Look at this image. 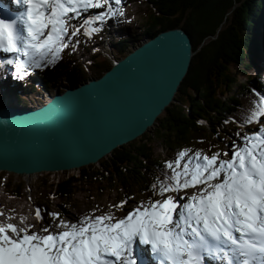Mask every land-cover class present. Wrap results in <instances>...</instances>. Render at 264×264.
Returning a JSON list of instances; mask_svg holds the SVG:
<instances>
[{
  "label": "snow or ice",
  "instance_id": "6c2138e0",
  "mask_svg": "<svg viewBox=\"0 0 264 264\" xmlns=\"http://www.w3.org/2000/svg\"><path fill=\"white\" fill-rule=\"evenodd\" d=\"M21 2V0H18ZM120 5L122 0H114ZM23 19H0V54L15 60L14 79L31 70L54 66L72 44V38L92 37L122 9L110 0H22ZM107 9L71 23L93 9ZM23 57V59H21ZM264 119V95H257L245 124ZM189 150L165 164L169 172L151 186L153 197L141 201L126 215L117 216L127 200L106 213L87 214L77 223L60 221L56 230L38 232L12 223H0V264H138L137 244L145 246L157 264H264V125L233 147L230 159ZM187 157V160L185 158ZM194 191L177 199L175 194ZM181 203L180 201L185 200ZM3 213L0 212V216ZM59 219L58 213L51 214ZM36 219H42L39 209ZM24 225V226H21Z\"/></svg>",
  "mask_w": 264,
  "mask_h": 264
},
{
  "label": "trees",
  "instance_id": "16d2710c",
  "mask_svg": "<svg viewBox=\"0 0 264 264\" xmlns=\"http://www.w3.org/2000/svg\"><path fill=\"white\" fill-rule=\"evenodd\" d=\"M140 1L149 11L142 17L141 34L137 38L152 39L164 31L184 29L195 51L190 71L176 94L175 103L157 119L151 128L153 132L142 136L148 140L141 137L138 143L119 147L107 160L100 161L101 168L83 167L79 176L58 182L61 196L71 199L74 191L84 188L81 184L92 181H107L115 188L127 183L131 185V192L137 190L147 195L152 192L149 190L156 179H163L169 172L165 167L167 160L155 155L153 140L161 141L163 149L180 153L185 146L192 147L197 137L205 141L210 136L215 138L226 122L239 128L253 127L244 120L257 95L264 93V74L254 76L251 72L254 63L264 60V0ZM117 41L109 42L116 59H123L138 43L132 37ZM111 68V61L95 55L85 67L72 61L69 65L60 63L48 69L38 85L30 82V87L17 88L0 81V86H8L3 89L9 91L12 104L15 98L18 105L25 100L31 104L29 93L41 100L42 93L53 96L59 89L63 93L68 87L102 77ZM240 73L248 80L241 86ZM3 103L4 99H0V104ZM171 159L168 162L174 161ZM23 187L18 185L12 194L20 197L25 190Z\"/></svg>",
  "mask_w": 264,
  "mask_h": 264
},
{
  "label": "water",
  "instance_id": "95a60500",
  "mask_svg": "<svg viewBox=\"0 0 264 264\" xmlns=\"http://www.w3.org/2000/svg\"><path fill=\"white\" fill-rule=\"evenodd\" d=\"M194 55L189 34L171 29L41 107H9L0 115V171L32 176L98 164L154 127L175 103Z\"/></svg>",
  "mask_w": 264,
  "mask_h": 264
},
{
  "label": "rangeland",
  "instance_id": "374dc122",
  "mask_svg": "<svg viewBox=\"0 0 264 264\" xmlns=\"http://www.w3.org/2000/svg\"><path fill=\"white\" fill-rule=\"evenodd\" d=\"M111 6V5H110ZM122 9L123 10V15H115L113 16L114 19L110 22L112 23L111 26H108V24H110L109 22H105L102 26L101 24L97 23L96 27H100L102 32L99 35V38H101L104 35H107L109 32V30L111 31H120V33L125 34L126 39H128L129 37H132V39H135V41H137L138 43L136 44H142L146 38H143L142 36L140 38H137V35L141 34L140 29L138 28V24H136L137 22L140 24L141 20L143 19L142 17L149 11L148 7L145 6L144 4H141L140 2H133V0H131V2L129 0H122L120 5H113L112 9L116 10V9ZM106 9V8H105ZM105 9H100L97 10L96 12L99 14L103 11H105ZM80 19H74L72 21V24L74 25H79L80 24ZM140 21V22H139ZM141 25V24H140ZM141 28V26H139ZM117 28V29H116ZM105 29V30H103ZM116 29V30H115ZM139 29V31H138ZM264 32V30H263ZM82 33V31H81ZM81 33L72 38V43L75 44L79 41L81 42H85L86 41V36L81 38ZM110 34V33H109ZM116 35L119 36V34L116 32ZM116 35H113V40H115ZM81 38V39H80ZM85 39V41H84ZM93 42L94 40H90V47L93 46ZM109 45L110 43H108L107 45H104V47H106V50L109 51ZM135 46V47H136ZM133 47V48H135ZM93 49L95 47H92ZM81 49H83V52L81 51ZM79 53L74 54L75 49H73L72 46H70L68 49H66L63 53H62V64H68L71 63L72 61L78 62L80 60L79 65L82 66V64L87 60L88 58V52H85V48L84 46L79 47L78 49ZM100 53V51H99ZM101 60H106L107 58L105 56H100ZM108 61H110L109 59H107ZM261 61V60H260ZM259 62V61H258ZM256 62V65L257 63ZM254 63V61H253ZM255 64V63H254ZM1 69V67H0ZM257 71V68H253L251 69V72L253 73V75H255V72ZM240 78H239V86H241L242 84L245 85L248 80H247V76H241V73L239 74ZM2 88V92L0 93V99H4V94L7 95L8 97V90L3 89V88H7V85H1L0 86ZM238 89L235 88V93L236 90ZM60 92V89L58 90ZM56 91V92H58ZM56 94V93H54ZM30 95V93H29ZM43 97L41 98V100L37 99V95L33 93V95H30L28 97V100L31 102V105L34 106H29V103L27 101H24L23 105L20 104L18 105L19 102H17V99H15L16 102H14L15 104L12 106L15 107H37V105L42 104L44 102H47L49 100H51V98L54 96H52L51 94L48 93H42ZM42 106V105H41ZM221 127V125H220ZM256 128V127H255ZM254 128V129H255ZM250 130L253 129H245L243 130V134L246 136L249 134ZM150 132H153V129L150 130ZM237 135H241V133L238 131V129L236 128V126L234 127L233 124L226 122L225 126L222 125L221 127V131H219V133L217 134V136L215 138H213L212 136H210L211 138H207V140H200L199 137L195 138L196 140H194V142L192 143V147H187L185 146L182 151L185 150H189V156H192L196 151H202L205 154H213L215 152H224L226 153V150H230L233 149L234 145L238 146L239 144L243 145V142L240 143L239 140V136ZM142 137V136H141ZM141 137H139L141 139ZM136 139L135 143L140 142V139ZM143 140H148V137H142ZM152 145L154 146L155 149V155L158 157H160L161 159H167L169 158L170 160L172 156H174L176 153L172 152V151H168V149L164 148L163 149V145L160 144L161 141L159 140H153ZM211 150H213V152H211ZM109 158V156H107ZM107 157L102 159L103 161L107 160ZM222 157V156H221ZM101 160V161H102ZM185 160H187V157L185 158ZM90 168L95 167V168H101L100 166V162L98 164H93V165H89ZM88 167V166H85ZM0 172V212L2 211V209H4L6 206H9L8 204H13L14 200L12 199H7V197L9 196H13V191L12 190H16V187L18 185H23L25 187V190L23 192L22 195H20V197L18 198L19 200V204L22 206L25 205L26 206V211L29 213V217L32 218L30 219V223H36V221L34 219H36V211L37 209L40 210L41 212V216L42 219H40V222L37 223H42L44 224V227H49V226H53V230L56 229V225L60 222V221H64L67 223H77L79 221V219L87 214H91V213H95L96 215H100L102 213H106L107 211H109L110 208H112L113 211H115L114 206L119 204L121 201L127 200V204L125 205V207L123 208L122 211H115V215L117 216H123V214L128 210V209H133V207H135L136 205H138L141 201H145L147 199L151 198H159V197H153V193H149V194H139V192L137 190L135 191H130L129 188L131 185H128L127 183L124 184L123 186H119L115 188V186L110 185L107 181H100V182H96V181H92L90 183H86V184H81L84 188H82V190H80L79 188L74 191L73 195L70 198H67L64 196V199L62 201V199H58V200H54L53 202L51 201V204L53 205H60V203L62 202H66L67 201V205H65L64 209L62 212V217L61 219H54L53 216H48L46 214V212L44 211V209L46 208V204H50L49 202V197H48V193L52 190V185H56L58 184V182H62L66 179H68L71 176H79L80 174V169H74L73 171H66V172H51V173H40V174H36V175H32V176H10L8 173L6 172ZM8 183V185H7ZM49 186V187H48ZM23 187V188H24ZM151 191V189L149 190V192ZM177 196V199L179 200V194H175ZM17 200V201H18ZM41 203L42 208L40 207H36L37 204ZM31 204L34 206L31 207ZM28 205L30 206L28 208ZM58 210L60 211L61 209H59V207L57 206ZM126 209V211H125ZM61 212V211H60ZM47 224V226H46Z\"/></svg>",
  "mask_w": 264,
  "mask_h": 264
},
{
  "label": "bare ground",
  "instance_id": "6f19581e",
  "mask_svg": "<svg viewBox=\"0 0 264 264\" xmlns=\"http://www.w3.org/2000/svg\"><path fill=\"white\" fill-rule=\"evenodd\" d=\"M109 48H112V46H110L109 45ZM16 99V98H15ZM15 99H14V102H16L15 101ZM15 103H11V100L9 99V98H7V95H5L4 94V103L3 104H0V115L1 114H4L5 112H6V110H8L9 109V107H15V106H12V105H14ZM32 108H36V107H32ZM19 109H21V107L19 108ZM74 170V169H73ZM72 170V171H73ZM0 172H4V171H0ZM8 173V172H7ZM42 173H46V172H42ZM47 173H50V172H47ZM10 176H13V175H16L17 176V174L16 173H12V172H9L8 173ZM36 175V174H35ZM29 222H31L30 221V219H29Z\"/></svg>",
  "mask_w": 264,
  "mask_h": 264
}]
</instances>
